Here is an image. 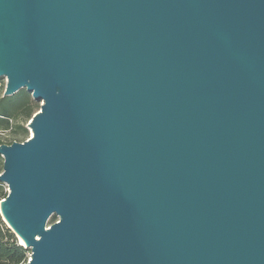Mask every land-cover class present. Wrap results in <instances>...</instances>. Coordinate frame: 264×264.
<instances>
[{"label": "water", "instance_id": "1", "mask_svg": "<svg viewBox=\"0 0 264 264\" xmlns=\"http://www.w3.org/2000/svg\"><path fill=\"white\" fill-rule=\"evenodd\" d=\"M2 77L22 264H264V0H0Z\"/></svg>", "mask_w": 264, "mask_h": 264}, {"label": "trees", "instance_id": "2", "mask_svg": "<svg viewBox=\"0 0 264 264\" xmlns=\"http://www.w3.org/2000/svg\"><path fill=\"white\" fill-rule=\"evenodd\" d=\"M37 103L24 90H21L10 96H0V130L10 129L13 135L27 133L23 124L14 123V119L19 114L24 120L31 117L34 107ZM14 140H9L10 144ZM3 141L0 138V144ZM7 194L5 185L0 182V200ZM55 216L52 222L55 221ZM30 252L19 244L15 234L0 219V264H22L27 260V254Z\"/></svg>", "mask_w": 264, "mask_h": 264}, {"label": "rangeland", "instance_id": "3", "mask_svg": "<svg viewBox=\"0 0 264 264\" xmlns=\"http://www.w3.org/2000/svg\"><path fill=\"white\" fill-rule=\"evenodd\" d=\"M5 83H6L5 78H3V77L0 78V96L3 95V91H4V88H5ZM21 90L26 91L25 89H20L19 91H21ZM19 91H18V92H19ZM26 92H27V91H26ZM27 93H28V92H27ZM28 94L31 96V93H28ZM31 98H32V97H31ZM34 102L37 103V106L34 107L33 112H32V115L35 114L37 111H39L40 104L42 103L41 101H35V100H34ZM17 114H18V116H17V118L14 119V123L23 124L24 127L27 129V133H26V134H25V133H21V134L13 135V133H12V131H11L10 129H7V130H0V138H1V140L3 141V143H6V144H7V142H8L9 140H11V139L14 140V141H19V142H21V141L27 139V138L31 135V134H30V129L28 128L27 124H28V122L30 121L32 115H31V117H30L29 119L24 120L23 117H22V115L19 114V111H18ZM2 164H3V159H2V157L0 156V171L2 170ZM53 218H54V216L50 218V220H49L48 223H51ZM0 219L4 222V220H3V218H2L1 216H0ZM56 219H57V218H55V220H56ZM4 224L6 225L5 222H4ZM6 226H7V225H6ZM29 253H30V252H28V254H27V259L29 258Z\"/></svg>", "mask_w": 264, "mask_h": 264}, {"label": "built area", "instance_id": "4", "mask_svg": "<svg viewBox=\"0 0 264 264\" xmlns=\"http://www.w3.org/2000/svg\"><path fill=\"white\" fill-rule=\"evenodd\" d=\"M1 172V171H0ZM4 184V183H3ZM5 185V184H4ZM5 190L6 192H8V188H7V185H5Z\"/></svg>", "mask_w": 264, "mask_h": 264}, {"label": "bare ground", "instance_id": "5", "mask_svg": "<svg viewBox=\"0 0 264 264\" xmlns=\"http://www.w3.org/2000/svg\"><path fill=\"white\" fill-rule=\"evenodd\" d=\"M30 134H32V132L30 131Z\"/></svg>", "mask_w": 264, "mask_h": 264}]
</instances>
